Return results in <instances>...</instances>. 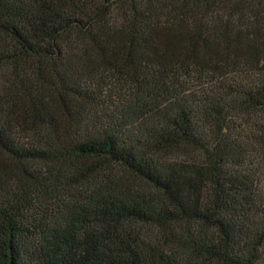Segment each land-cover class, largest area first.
I'll use <instances>...</instances> for the list:
<instances>
[{
    "label": "trees",
    "instance_id": "16d2710c",
    "mask_svg": "<svg viewBox=\"0 0 264 264\" xmlns=\"http://www.w3.org/2000/svg\"><path fill=\"white\" fill-rule=\"evenodd\" d=\"M0 264H264V0H0Z\"/></svg>",
    "mask_w": 264,
    "mask_h": 264
}]
</instances>
